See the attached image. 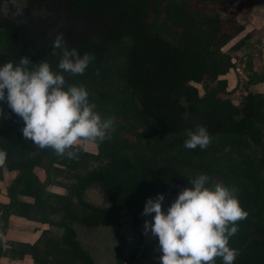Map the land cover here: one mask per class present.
<instances>
[{
	"label": "flooded vegetation",
	"instance_id": "1",
	"mask_svg": "<svg viewBox=\"0 0 264 264\" xmlns=\"http://www.w3.org/2000/svg\"><path fill=\"white\" fill-rule=\"evenodd\" d=\"M124 4V0H0V64L9 60L16 62L15 55H27L33 62L38 63L43 59L56 67L60 51L53 50L51 41L59 31L63 33L69 47H75L81 55L87 52L94 57L83 74H64L69 83L83 86L96 82L112 84V81L105 82L103 79L105 75L102 65L107 63L114 68L117 64L125 63L124 66H129V62H132L131 70L134 72L140 70V62L148 68L147 61L141 57V54L147 55L146 48H131L135 38H144L137 32V17L133 16L135 10H140L139 4L135 5L134 2L133 12L129 13L123 7ZM166 8L167 5L165 2L162 4V0H148L144 5L142 23L148 29L149 35L156 34L168 43L181 46L187 24L176 26L165 14ZM139 43L143 44V41L140 40ZM39 47L43 50H39ZM182 48L187 56L191 53L201 56L210 49L209 46L207 49L204 46L200 52L187 43H183ZM208 63L213 61L207 59L201 64L204 70L202 68L200 72V79L196 78L197 72H191L190 75L180 72L179 78L163 81L157 78L148 81L142 78L114 81L113 84L121 86H135L139 92L145 94L140 98L135 95L124 96L121 97L125 99L124 103V99L120 98L119 104H115V108L125 107L129 111L137 108L144 111L129 113L131 118L128 117L127 120L125 115L117 114L114 110L96 106L102 118L113 119L114 130L106 134L104 140L121 136L124 142L131 144L133 149L123 148L118 149V152H123L132 161L130 173L136 172L134 159L139 160L143 175L137 174L135 179L145 180L137 181L140 187H135L134 194L124 195L126 202L118 208L115 207L116 201L110 192L94 178H90L82 188L77 189L83 201L89 199V202L85 201L86 207H80L77 195L74 196V203L80 207V212L94 216L97 211H101L105 220L113 216V222L104 223L98 220L97 224L102 222L113 226L118 238L115 264H120V256L124 259L122 264H147L148 261L150 264H159L157 237L151 232H144V220H151V215H154L141 214L147 197L164 193L162 210H166L177 194L188 186V181L200 173H206L213 184L223 182L235 187L237 193L239 191L237 196L240 197L245 185L239 181V177L232 176L233 171L246 169L245 172H251L255 161L261 159L264 162V127L257 124L252 126L253 122L250 120L253 109L252 99L247 95L249 92L238 102L224 96L227 94V82L222 90L219 82L226 78L220 76L228 71L225 74L218 73L217 68L209 67ZM173 66L178 68L177 65ZM183 66L185 69L190 67V61ZM252 94L258 96L253 92ZM222 104L224 107L229 104L226 114L218 109ZM133 114L137 120L131 116ZM197 123L206 127L211 141L204 149L198 146L193 149L185 148L183 141L186 138V129ZM253 131H256L255 137ZM87 146V152L91 155L87 169L82 170L80 175L89 171L98 173L110 163L111 155L95 157L100 149L97 142H89ZM107 148L111 149L109 146ZM139 152L144 153L141 155L142 159L137 155ZM68 182L74 186L79 183L74 177ZM247 182L249 184L250 179ZM98 194L103 198L102 201L98 199ZM241 207L248 215L260 213L259 209H250L247 203ZM55 228L56 233L59 230L57 236L60 237L62 228ZM129 259L132 262H128Z\"/></svg>",
	"mask_w": 264,
	"mask_h": 264
},
{
	"label": "trees",
	"instance_id": "2",
	"mask_svg": "<svg viewBox=\"0 0 264 264\" xmlns=\"http://www.w3.org/2000/svg\"><path fill=\"white\" fill-rule=\"evenodd\" d=\"M124 1L125 4L123 7L127 13L133 12L134 2L135 5L139 4L140 10H135L133 16L137 17L135 20V25L138 28L137 32L144 38H135L131 48L133 47L135 50L138 46L146 48L147 55L141 54V57L147 61L148 68L142 62L139 64L140 70L138 72L131 70L132 62H129V66H124L125 63H123L117 64L114 68H111L109 63L103 64L102 67L105 75L103 79L106 80L105 82L112 81V84H97L96 82L85 86L89 92L90 102H94L97 107L104 106L105 110H114L117 114L125 115L127 120L129 113H143L144 111L138 110L137 108H133L130 111L127 108L125 109V107L115 108V104H119L121 97L135 95L140 98L145 94L139 92L135 86H130L129 84L121 86V84H113L114 81H132L141 78L146 81L154 78L163 81L171 78H179L183 72H186L187 75H190L191 72H197L196 78L200 79L202 77L200 72L203 68L201 64L207 59L213 61V63H208L209 67H216L217 72L221 74H225L232 66L228 61H225V57L227 56L224 58L223 56H219L212 49L211 44L206 42L207 40L204 41L202 34L192 28L188 20L189 14L185 11L183 2L179 1L173 5L168 4L165 14L176 26L187 24L184 27L183 43H187L191 48L197 51L199 50L200 52L204 46L206 49L208 46L210 47L204 55L200 56L198 53H191L187 56L185 50L182 48L183 43L181 46L180 44L174 45L164 41L156 34L149 35L148 29L142 23L144 5L147 4L148 0ZM201 21L214 32L218 30L217 20H214L211 16L207 15ZM140 40L143 41V44L139 43ZM39 50L42 51L43 49L39 47ZM17 58H19L18 55H15V59ZM188 60L190 61V67L185 69L183 65ZM173 65H177L178 68ZM51 66L53 70H56L55 66ZM247 68L249 70L251 69L250 63L247 65ZM262 81H264V74L254 71L248 72L247 83L256 84ZM225 83V79L220 80L219 86L221 90L224 88ZM247 95L252 99L251 105L253 112L252 119L250 120L253 122L252 126L255 127L257 124L264 127V95L258 94V96H254L252 92H249ZM124 101L125 99L123 103ZM0 105L9 113L8 117L0 124V149L6 152L5 159L0 161V176L3 168L16 172L13 181L7 187L9 202L0 204V256L18 257L25 252L30 253L36 262L43 264H93L90 257L80 249L78 243L73 239L74 232L70 224L73 220H76L85 225H95L98 220L106 223L113 222L114 219L112 218L113 216H110L109 219L105 220L101 216V211H97L94 216L80 212L78 209L80 207H86L87 203L80 198L77 189L82 188L90 178H94L100 181L110 192L112 198L116 201V208L123 205L126 202L123 196L131 193L134 194L135 187H140L137 181H145L141 178L138 180L135 179L137 174L140 176L143 175L140 171L139 160L137 158L134 159L133 164H135L134 170L136 172L130 173L132 161L123 155V152L122 154L118 152V149H133V146L124 142L121 136L111 138L108 141L104 139L98 141L97 143L100 149L95 157L104 158L103 156L111 155L109 159L110 163L98 173H90L89 171L85 175H80L82 170L87 169V162L91 155L90 152L84 149L78 150L76 158L70 159L66 156L56 154L50 147H38L22 136L20 131L23 125L22 119L12 112L6 102H0ZM126 105H129V103H126ZM228 105L226 104L224 107L222 104V107L218 109L220 112L226 114ZM216 106L219 107L218 104ZM131 116L137 120L135 114ZM130 128H133V126L130 125ZM213 133L214 131H212ZM255 134L256 131H253V136ZM105 145L106 147H104ZM107 146L111 147V149L108 150ZM74 147L79 148L77 145ZM137 155L139 159H142L141 155H144V153L139 152ZM254 164L253 166L255 167L251 172L250 170L245 172L246 169H238L236 172L233 171L234 175H232L239 177V181L245 185L244 190L241 191V196L238 197L240 205L242 206V204L247 203L250 209L254 211L260 210L258 214L247 215L243 220L235 222L238 225V231L229 239V245L239 249L240 254L236 257L234 264L264 263V162H261L260 159L255 161ZM38 167L44 172L45 177L43 179H40L35 171ZM58 176L68 178V180L74 177L79 182L78 186H74L67 181L63 182L58 179ZM247 179H250L249 184ZM49 185L61 186L66 191H52L48 189ZM76 195L80 207H77L74 203V196ZM10 214L60 227L63 233L58 237L53 236L52 231L44 230L32 244L19 242L12 244L9 248H3V236L8 225ZM249 227H251V230L248 231ZM249 235H252V237L249 238ZM158 255L159 251L157 253ZM119 258L120 264H122L124 259L121 256ZM215 259L216 264H222L219 257ZM128 262H132V260L129 259Z\"/></svg>",
	"mask_w": 264,
	"mask_h": 264
},
{
	"label": "clouds",
	"instance_id": "3",
	"mask_svg": "<svg viewBox=\"0 0 264 264\" xmlns=\"http://www.w3.org/2000/svg\"><path fill=\"white\" fill-rule=\"evenodd\" d=\"M51 46L60 51L57 70L46 60L36 63L27 55L0 64V102L22 119L20 131L26 140L73 159L86 143L102 141L114 130L113 119L102 118L85 86L67 82L64 75L83 74L93 55L69 47L59 31ZM210 141L206 127L197 123L186 129L183 146L204 149ZM78 143L79 148L74 147ZM5 157L0 149V161ZM236 193L235 187L213 184L200 173L166 210H162L164 193L147 197L141 214L154 215L144 220V232L157 237L159 264H216V257L222 264H234L240 253L229 239L238 231L235 222L248 215Z\"/></svg>",
	"mask_w": 264,
	"mask_h": 264
},
{
	"label": "rangeland",
	"instance_id": "4",
	"mask_svg": "<svg viewBox=\"0 0 264 264\" xmlns=\"http://www.w3.org/2000/svg\"><path fill=\"white\" fill-rule=\"evenodd\" d=\"M179 1L183 2L185 11L189 14L188 20L192 28L202 34L204 41L207 40L219 56H227L225 61L232 65L224 76H220L226 77L227 94L224 96L238 102L247 92L264 95V81L247 83L248 72L264 74V0H162V4L165 2L166 5H173ZM207 15L217 20V31L214 32L201 21ZM249 63L250 70L247 68ZM8 115L0 105V124ZM87 144L83 149L89 151ZM58 179L68 182L65 177L58 176ZM48 189L56 192L66 191L56 185H49ZM52 233L57 236L59 230Z\"/></svg>",
	"mask_w": 264,
	"mask_h": 264
},
{
	"label": "crops",
	"instance_id": "5",
	"mask_svg": "<svg viewBox=\"0 0 264 264\" xmlns=\"http://www.w3.org/2000/svg\"><path fill=\"white\" fill-rule=\"evenodd\" d=\"M36 173L40 179L45 177L44 172L41 168H36ZM40 171V173H39ZM16 175L15 171H8L2 169L0 176V204L9 202V196L7 193V187L13 181ZM58 192V191H57ZM24 198V197H21ZM55 227H52L48 223H40L37 221L28 220L24 217L10 214L8 218V225L5 229L3 236L2 247L9 248L14 243H34L37 238L41 235L42 231L50 230L56 231ZM0 264H43L38 263L34 260L30 253H23L20 256L7 257L0 256Z\"/></svg>",
	"mask_w": 264,
	"mask_h": 264
},
{
	"label": "water",
	"instance_id": "6",
	"mask_svg": "<svg viewBox=\"0 0 264 264\" xmlns=\"http://www.w3.org/2000/svg\"><path fill=\"white\" fill-rule=\"evenodd\" d=\"M98 196L100 195L98 194ZM98 199L102 201L103 198L100 196ZM85 201L89 202V199H85ZM70 226L74 232L73 239L78 243L80 249L89 255L93 264H115L118 238L112 225L102 222L85 225L73 220Z\"/></svg>",
	"mask_w": 264,
	"mask_h": 264
}]
</instances>
